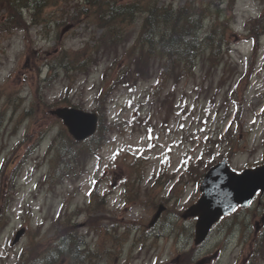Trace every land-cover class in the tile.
Returning <instances> with one entry per match:
<instances>
[{"label": "rangeland", "instance_id": "374dc122", "mask_svg": "<svg viewBox=\"0 0 264 264\" xmlns=\"http://www.w3.org/2000/svg\"><path fill=\"white\" fill-rule=\"evenodd\" d=\"M2 1L0 0V4ZM192 1L204 6L209 4V0ZM73 2L75 0H54L46 9L49 18L61 20V23L55 22L50 26L49 33L43 27L34 25L27 30L21 27L14 28L11 32L5 30L2 22L10 14L11 9L6 10V6L0 5V110L8 114L6 124L0 128V163L10 149L12 155L8 158L13 161L10 162L12 163L10 171L16 163L24 160L20 153L30 156L23 161L19 194L17 197L11 196L8 201L12 202L11 207L4 209L7 199L0 195L2 217L0 264H15L19 260V254L24 256L26 264L35 261V257H44L46 261L32 264H48L49 251L57 250L59 244L61 249L58 264H64L73 244L67 236L74 238L75 235L79 240L83 235L86 243L94 251L97 250L98 253L91 255L94 257L92 264H188L186 253L189 251H192L191 264L203 260H206L203 264L248 263L250 251L256 246L258 238L255 220L259 219L262 213L257 202H253L251 208L223 219L214 228L208 241L196 246L194 243L196 221L184 219L181 213L172 214L170 210L174 207L184 213L186 207L198 198L199 190L190 182V185L182 186L180 189L182 199L178 204H176L177 198L169 202H166L165 198L170 194L169 192H172L174 184H177L175 180L184 169L186 157L193 153L195 160L203 157L206 160L204 163L212 158H219V154L232 153L231 165L238 170L264 162V92L262 95L257 94L259 84L261 86L258 92L260 89L264 90V69H261L264 37L259 41L258 52L255 51L253 41H247L242 37V35L246 36V21L252 16L259 15L264 8V0H237L232 14L231 10L228 13L233 16L234 28L226 37L229 47L224 46V50L231 51L226 55L228 56L226 62H230L227 68L230 70L235 65H239L240 73H245L256 60L250 86L246 89L240 105L242 112L237 119L238 104L236 103L229 109L228 121L221 122L223 111L227 110V104L223 103V99L235 96L239 102L241 101V78L238 80L234 77L230 81L227 80L224 91L219 93L214 105V110L220 109L221 113L212 114L205 126L203 107L208 102L206 95H211L216 87L215 80L214 83L204 84L205 95L200 98L195 96L196 81L192 79L182 81L178 88L176 87L173 112H168L169 106L164 105L166 95L159 98L162 104L159 100L151 101L148 91L152 88L154 83L152 81L155 78L152 77L154 80L148 79L149 81L141 80L136 88L121 86L110 94L109 105L105 111L106 114L108 113L109 122L133 119L137 114L136 108L141 106L142 118L148 117L151 128L154 127L152 135L149 126L131 128L124 122L122 130L111 134L112 139L108 140V144L101 150V158L76 157L71 163L72 173L69 177L62 179L63 175L56 176L54 180L57 184L47 185L41 180L49 168L45 163L38 168L35 176H32L31 172L36 162L46 161L47 158L53 161L52 155L45 158V150L50 141L58 137L64 124L60 120H54L55 118L41 121L42 112L39 107L33 110L31 118L23 109L28 106V110L37 100L36 92L40 79L37 64L41 66L42 78H45L49 72L48 62L51 61L55 48L64 46L70 50L81 49L86 42H94L103 31L94 22L85 24L72 22L74 27L62 36L63 28L70 23L65 21L67 15L64 16L62 10ZM185 2L186 0H177L178 4ZM4 4L7 5V0H4ZM217 14L212 8L205 11L202 37L208 34L209 29L217 26L219 22ZM139 20L138 18L134 24L129 21L119 24L120 33L124 37L129 36L127 41L135 36V31L140 26ZM28 30L30 40L27 36ZM28 41L33 43L29 44ZM123 50L121 48L120 53ZM204 58L206 57L200 60ZM115 73L117 75L116 69L115 72L111 69L109 58L104 57L99 62H95L86 74L74 73L78 77L67 78L61 73L55 79L42 81L41 98L44 101L58 103L70 89L69 100L94 111L100 106L97 100L100 86L109 87ZM156 73H153L154 76ZM111 74L113 75L110 79L107 76ZM198 76L200 77L201 74ZM170 90L169 87L168 91ZM184 92L187 93L186 97ZM102 109L104 110V100ZM166 116L168 120L165 124ZM227 125L237 133L238 141L235 149H231L226 142L217 145L216 140L209 142L204 139L210 133H213L216 139L219 138L220 134H225ZM26 130L34 138V143L31 145L32 155L26 152L23 144L16 147L24 138ZM214 147L216 153H209V148ZM140 155H144L146 162L134 167L132 162L135 156ZM165 167L167 170L164 179L172 174L177 176L172 182L165 184L166 187H154L151 180L157 175L161 176ZM183 172L188 175L185 170ZM138 175L142 178L139 182L135 181V185L140 186L136 188L140 193L137 194L140 202L135 204L129 201L130 204L127 206L123 203L125 192L120 184L126 180H134ZM101 177L104 179L97 186L96 180ZM124 185L126 186V182ZM163 188L165 189L161 191ZM113 191L115 193L111 194ZM95 193L100 197L106 195L107 199H102V204L97 205L100 199L96 200ZM134 193V191L130 192L132 195ZM161 201L166 203L169 211L158 222L161 232L150 235L158 239L151 247L149 243L147 244L150 250L134 249L131 245L133 238L142 236L143 232L140 229L141 232L139 230L128 232L127 223L134 222L136 225L144 223L146 225L143 224V227H147L155 212L153 203ZM64 205L68 206L66 211L63 209ZM56 219L58 220L54 221ZM21 227H26V232L14 245V236ZM115 230L122 234L121 239L116 238L119 234H115ZM33 242H35L33 250L35 256L31 254ZM24 250H27L25 254H23ZM90 254H87L89 260ZM255 260L254 256L253 261ZM256 262L264 264V259ZM88 263L86 261V264Z\"/></svg>", "mask_w": 264, "mask_h": 264}, {"label": "trees", "instance_id": "16d2710c", "mask_svg": "<svg viewBox=\"0 0 264 264\" xmlns=\"http://www.w3.org/2000/svg\"><path fill=\"white\" fill-rule=\"evenodd\" d=\"M32 1L27 0L26 3ZM34 3L37 8L44 5L41 0H34ZM87 4V6L79 4L77 10L69 13V19H78L83 12L88 15L94 13L98 24L106 27L105 33L96 40L95 44L81 52L74 53L75 58L62 63L61 66L65 69L67 75L76 72H87L91 63L109 55L112 63L119 66L118 76L112 87L127 84L129 79L137 81L140 78L148 77L154 68H158L159 62H167L169 65H161L158 70L162 71L164 67H168L170 70L177 71L175 74L163 72L161 76L165 80L170 81L175 78L176 81H180L183 78H188L203 55L199 44L202 42L203 44L220 45L224 39L225 31L229 27L228 20H225L223 30L217 31V27H215L210 30L204 40L199 42L200 38L196 31L203 25L204 19L203 17L200 19L194 17L193 15L198 11L189 4L180 8H174L172 4L161 5L156 0H132L127 5H121L117 0H90ZM142 6L143 9H140ZM92 7H97V10L92 12ZM12 10L14 11L13 17H15L13 21L17 26L22 25L23 20L17 9ZM138 11L144 12L143 28L127 51L120 54L121 44L127 42L129 37H124L120 33L119 24L122 23L127 14L131 15V21H133L134 15ZM201 12L203 14V10ZM260 18V21H255V19L252 21L251 29L255 35L264 32V16ZM102 46L113 47V49H103ZM220 55V50L212 47L208 50L207 60L222 61L223 57ZM37 107L41 108V112L46 114L42 119L49 116V104L46 105L40 98H37L30 111ZM4 119L5 116L1 113L0 126L3 124ZM101 130L102 132L96 143L92 139H88L78 146L67 130L63 128L53 144L55 159L52 161V171L48 178H53L59 172V165L64 163L69 165L71 162L69 158H82L87 155L85 153L96 152L100 147L97 143H102L103 133L107 135V132L113 129L111 125H107V123L105 125L104 123ZM64 158H68L67 161L63 160L58 163L57 160ZM0 175V189H2L5 186L4 172L2 171ZM7 184L11 188L15 185V173L10 177Z\"/></svg>", "mask_w": 264, "mask_h": 264}, {"label": "water", "instance_id": "95a60500", "mask_svg": "<svg viewBox=\"0 0 264 264\" xmlns=\"http://www.w3.org/2000/svg\"><path fill=\"white\" fill-rule=\"evenodd\" d=\"M65 119L77 139H83L96 130V114L85 113L76 108H59L55 111ZM204 195L189 212L198 215L196 242H202L212 225L237 204L246 203L259 190H264V166L247 169L242 174L232 171L226 161L212 168L206 176ZM159 210L157 216L161 213ZM24 230L17 234L16 241Z\"/></svg>", "mask_w": 264, "mask_h": 264}]
</instances>
